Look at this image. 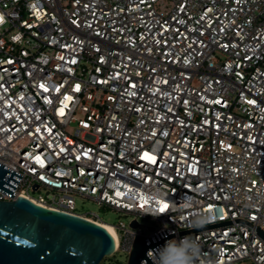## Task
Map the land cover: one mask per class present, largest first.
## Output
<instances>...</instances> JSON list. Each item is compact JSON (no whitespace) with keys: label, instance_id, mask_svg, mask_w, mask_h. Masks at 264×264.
<instances>
[{"label":"built area","instance_id":"2783aa9c","mask_svg":"<svg viewBox=\"0 0 264 264\" xmlns=\"http://www.w3.org/2000/svg\"><path fill=\"white\" fill-rule=\"evenodd\" d=\"M0 165L111 255L264 264V0H0Z\"/></svg>","mask_w":264,"mask_h":264},{"label":"water","instance_id":"95a60500","mask_svg":"<svg viewBox=\"0 0 264 264\" xmlns=\"http://www.w3.org/2000/svg\"><path fill=\"white\" fill-rule=\"evenodd\" d=\"M20 178L0 165V193L12 198ZM146 249L135 237L125 264H139ZM112 250L111 237L91 221L22 198L0 202V264H99Z\"/></svg>","mask_w":264,"mask_h":264},{"label":"rangeland","instance_id":"374dc122","mask_svg":"<svg viewBox=\"0 0 264 264\" xmlns=\"http://www.w3.org/2000/svg\"><path fill=\"white\" fill-rule=\"evenodd\" d=\"M74 212L77 214H93L99 221L116 227L118 223L128 224L129 216H122L119 213L111 211L106 208L98 207L89 199L76 198L74 201ZM140 224L146 226L148 221L146 219L140 220ZM126 256L123 253H113L108 257H104L99 264H125Z\"/></svg>","mask_w":264,"mask_h":264},{"label":"bare ground","instance_id":"6f19581e","mask_svg":"<svg viewBox=\"0 0 264 264\" xmlns=\"http://www.w3.org/2000/svg\"><path fill=\"white\" fill-rule=\"evenodd\" d=\"M95 225H98L99 227H101L102 229H104L106 231V233L113 239L112 229L108 225H105V224H95Z\"/></svg>","mask_w":264,"mask_h":264},{"label":"snow or ice","instance_id":"6c2138e0","mask_svg":"<svg viewBox=\"0 0 264 264\" xmlns=\"http://www.w3.org/2000/svg\"><path fill=\"white\" fill-rule=\"evenodd\" d=\"M161 210H163V209H161Z\"/></svg>","mask_w":264,"mask_h":264}]
</instances>
